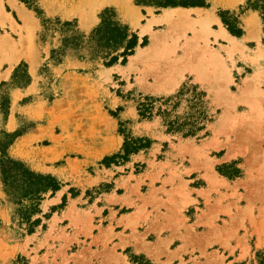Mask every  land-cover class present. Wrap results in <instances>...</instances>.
<instances>
[{"label":"rangeland","instance_id":"374dc122","mask_svg":"<svg viewBox=\"0 0 264 264\" xmlns=\"http://www.w3.org/2000/svg\"><path fill=\"white\" fill-rule=\"evenodd\" d=\"M42 1L32 0L41 16L19 2L39 20L38 43L49 58L34 71L0 53V160L10 140L5 134L21 135L8 155L54 176L62 188L46 196L34 217L42 223L29 234L0 176V264H243L264 253V24L247 9L250 0H208L209 8H190L207 10L198 12L177 8L189 10L187 22L162 18L146 35V20L167 9L83 0L87 9L96 6L92 22L89 14L66 19L51 10L76 0ZM106 9L139 37L125 66L106 68L94 44L72 43L89 37ZM222 11L239 18L243 37L229 33ZM216 18L232 38L222 40ZM154 38L153 57L134 65ZM32 84L34 92L25 95ZM184 85L207 94L213 122L199 137L170 135L159 117L140 119L144 97L168 98ZM136 139L152 145L127 155L126 141ZM50 151L63 152L47 160ZM72 151L114 152L67 177L58 171ZM104 169L105 181L85 185V176ZM111 194L121 199L106 201Z\"/></svg>","mask_w":264,"mask_h":264},{"label":"trees","instance_id":"16d2710c","mask_svg":"<svg viewBox=\"0 0 264 264\" xmlns=\"http://www.w3.org/2000/svg\"><path fill=\"white\" fill-rule=\"evenodd\" d=\"M39 16L42 12L33 7L32 0H19ZM36 1V0H34ZM137 5L151 6L158 9L168 8H209L208 0H138ZM248 10L258 12L264 24V0H250ZM242 14L245 9L240 8ZM220 18L229 33L241 38L244 35L239 18L235 14L222 11ZM101 23L89 37L80 36L72 42L76 47L81 46L83 40L89 41L96 47V56L104 61L106 68H112L118 64L127 65L128 59L135 54L140 42L137 34L123 25L116 12L106 9L101 14ZM69 27L71 24L66 23ZM69 41H66L68 44ZM148 45L145 38L142 47ZM85 59V58H84ZM189 95L188 99H185ZM187 105L182 110L183 103ZM137 111L142 121H153L159 117L170 135H179L183 139L199 137L207 130V125L213 122L209 115V101L207 94L197 86H183L175 95L168 98L144 97L138 103ZM9 141L3 146L0 160V176L4 191L8 200L18 207L22 223L28 228V233L33 234L42 223L34 217L42 214L41 205L46 196H55L62 188L61 183L52 175L39 174L32 171L25 163L12 159L8 155V149L21 135H7ZM151 141L146 139L130 140L125 143L127 155L136 154L139 151L149 149ZM118 156L113 159L118 158ZM106 161V160H105ZM104 161V163H105ZM243 264H264V253H258L256 259L250 263Z\"/></svg>","mask_w":264,"mask_h":264},{"label":"crops","instance_id":"0c3cea01","mask_svg":"<svg viewBox=\"0 0 264 264\" xmlns=\"http://www.w3.org/2000/svg\"><path fill=\"white\" fill-rule=\"evenodd\" d=\"M43 1L44 2L52 1L55 3L56 2L61 3L62 1H66V0H43ZM234 1L235 0H231L230 2H234ZM91 5L92 6H90L89 9H87L85 6V2L83 0H76L73 6L64 7L62 5L61 6L58 5L56 6L57 7L56 9L54 8L51 10L55 14H61V16H63V18L66 19L67 18L69 19L72 15L81 16L83 14H89L91 16L90 19L92 21L94 16L93 9L96 6L94 5L93 2H91ZM236 5L238 6L239 3ZM170 9H177V8H170ZM190 11L198 12V11H207V10L190 9ZM13 13L17 16L19 22L15 19ZM164 14H160L155 18H148L146 20V23L142 25V27L154 28L160 25L159 20L163 18ZM250 16H255V15L251 14ZM152 21H154L153 25L152 23H150ZM215 24L218 25V27L220 28L218 33H222V35L225 36L222 38V40H227V38H232L228 34V32H226L222 28L221 26L222 24L217 18L215 19ZM40 28L41 27L39 20L35 17L33 12L28 10L21 2H19L18 0H0V29L5 30V35L0 36V43L1 45L3 44L2 49L0 48L1 54L12 59L19 58L18 63L20 61H26L30 65V69L37 71L39 67L43 64V62L49 58V52L43 48L41 49L38 43L37 33L40 30ZM146 34H148V32H145V35ZM7 35H9L10 38L13 39V41H11V39H8ZM13 35H16L17 38L14 39ZM4 43L7 44L5 45ZM81 64L80 66H82ZM33 88L34 86L32 84L30 88L24 91L25 95L32 94L34 92ZM18 142L20 143L25 142L24 137ZM62 152L63 151H50V154L46 156V159L47 160L58 159L60 156H62ZM113 152L112 151H88V152L72 151L71 155H73L74 158L73 157L66 158L65 164L58 171V173L59 174L62 173L67 177L68 176L76 177L84 171V168L96 165V163L99 162L101 157L112 154ZM98 154H100L101 157H96V155ZM109 172L110 170L104 169L102 171L100 170L99 172H96L95 174H88L84 178V183L89 188L99 185L100 183L106 180V175L109 174ZM119 182L120 181L118 180V183ZM135 186L136 185H134V187ZM118 188H120V186H118L117 189ZM166 191L170 192L168 188L166 189ZM114 198H117L118 200L121 199V197L118 194H116V196L111 194L109 196H106L105 200L106 201L113 200ZM131 200H134V198L130 197V201ZM118 204H120L119 201Z\"/></svg>","mask_w":264,"mask_h":264},{"label":"bare ground","instance_id":"6f19581e","mask_svg":"<svg viewBox=\"0 0 264 264\" xmlns=\"http://www.w3.org/2000/svg\"><path fill=\"white\" fill-rule=\"evenodd\" d=\"M99 2H100L99 5H102L103 6V5H106V4H113V3L118 4V3L121 2V0H99ZM97 3H98V1H97ZM180 10L181 11L178 12V9H167L165 11V14L163 16V20L162 21L167 22V23L173 22V21L174 22H180V23L187 22L188 16H187L186 12H188L189 10H182V9H180ZM86 21H87L86 18H83V22L85 23ZM249 25H250V29H251V27L253 29V26L254 25H252V23H250V22H249ZM26 26H28V25H26ZM150 29H151L150 27L144 28V33L145 32H148ZM251 32H252V30H251ZM152 41L153 42L150 44V46H149V48H147V50L146 49L145 50H141L140 49L137 52L136 56L134 57V65H136V62L137 61L142 60V58H145V57L146 58H151V57H153V55L155 54V52L158 50L159 43H158L157 38H154V40H152ZM233 41H235V40H233ZM2 47H3V44L0 46V48L2 49ZM16 61L17 60H12L11 62H16Z\"/></svg>","mask_w":264,"mask_h":264}]
</instances>
